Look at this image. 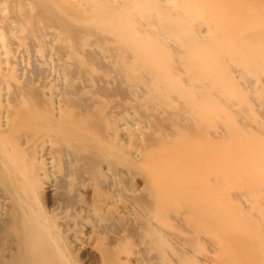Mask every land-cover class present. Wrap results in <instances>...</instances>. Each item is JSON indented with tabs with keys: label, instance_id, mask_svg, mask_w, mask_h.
<instances>
[{
	"label": "bare ground",
	"instance_id": "obj_1",
	"mask_svg": "<svg viewBox=\"0 0 264 264\" xmlns=\"http://www.w3.org/2000/svg\"><path fill=\"white\" fill-rule=\"evenodd\" d=\"M252 1L0 0L12 264H76L124 220L138 231L131 247L160 259L264 264V20ZM106 34L126 52L108 56ZM242 137L258 149L239 150ZM59 188L66 201L44 209ZM120 247L95 249L100 264H142Z\"/></svg>",
	"mask_w": 264,
	"mask_h": 264
},
{
	"label": "rangeland",
	"instance_id": "obj_2",
	"mask_svg": "<svg viewBox=\"0 0 264 264\" xmlns=\"http://www.w3.org/2000/svg\"><path fill=\"white\" fill-rule=\"evenodd\" d=\"M106 2H109V5L110 6H112L113 7V5H115L117 2H120V1H122L123 2V0H105ZM156 1H162V0H156ZM254 1V0H253ZM253 1H252V3H253ZM260 1V3H261V5H262V9H261V13H262V15H263V20H264V0H259ZM154 14V13H153ZM152 14V18H151V22H152V24L154 25V26H158L159 25V21L157 20L158 18L155 16V15H153ZM144 24H145V21H144V19H142V21L140 22V26H138V31H139V33H142L141 34V36H143L146 32H145V26H144ZM237 28H239V24L238 23H233V24H231L227 29H225V33L223 34V36H225V37H228L227 35L228 34H231L234 30H236ZM201 36H203V35H201ZM104 37H108V40L106 41L107 43H106V45H107V49H108V51H109V54H108V56L109 55H112V56H115V55H121V54H124V52H126V51H119V49L117 48L118 47V43H115V42H112V41H110V36L108 35V34H106ZM241 37H245L246 39L249 37V32H247V33H242L241 34ZM246 47H250L251 45H252V41L250 40V39H248L247 41H246ZM223 55H222V58L224 57V55H228L227 54V51H226V53L224 54V53H222ZM246 54H251V53H245L244 51H242V52H237L236 53V55H237V57H239V56H242V55H246ZM128 55V54H127ZM229 56V55H228ZM228 56H226V59H225V57L223 58L224 60H226L228 63H229V61L232 63H234L235 62V64H238V63H242V62H244L243 61V59H241V58H236V56L235 57H233V58H236V60L235 61H233V58H231L230 60L228 59L227 60V57ZM214 57V56H213ZM125 61H128V60H125ZM225 61V62H226ZM209 63H211V64H216V63H219V64H221L222 62H224L223 60H220V59H217V58H212L211 60H209L208 61ZM238 62V63H237ZM260 79L262 80V77H260ZM255 116H257V115H255ZM255 118V117H254ZM256 118H258V117H256ZM248 122V124L247 125H245L246 127H244V130L245 131H243V132H246V130L248 129V131H250L251 132V130H252V128L254 129V127H256V124L255 123H252L251 121L249 122V121H247ZM255 124V126L253 127L252 126V128H251V130H249L250 128L249 127H251L250 126V124ZM248 125H249V127H248ZM256 130H257V127H256ZM256 130H252V131H256ZM247 131V132H248ZM256 132H258V131H256ZM260 132V131H259ZM249 133V132H248ZM256 136V135H255ZM259 135H257L256 136V138L258 137ZM245 138L244 137H242L241 139H240V144L239 145H241V144H243V145H245V143H247L246 145H245V147L243 146V145H241V146H239V150H243V148H246V149H244L243 151H245V150H250L251 148L253 149V147H252V145L253 146H255V148H254V150L255 149H258V147H257V143L254 141V143L251 141V142H249V141H247L246 139L244 140ZM244 141H246V142H244ZM243 142V143H242ZM255 144V145H254ZM248 145L250 146L249 148H247L248 147ZM243 146V148H241ZM247 146V147H246ZM68 193V192H67ZM67 193L63 190V189H58V191L52 196V197H49L48 195H47V193L43 196V199H42V206H43V208L44 209H51L52 208V206H51V204H52V201H55V200H57V201H59V202H61V203H64L65 201H66V199H67ZM53 209V208H52ZM7 212H9V210H7ZM9 217V216H8ZM9 219H10V221H8V220H4V221H2L1 223H0V264H12V262L14 263V260H13V258L15 257V255L17 254L16 253V249H17V239H15L16 238V232H15V228H16V225L14 224V221H13V219H12V216H11V218L9 217ZM1 221V220H0ZM6 222V223H5ZM7 223H10L11 225H12V227H13V230H11L9 227H11V226H8L7 225ZM136 226V225H135ZM17 229V228H16ZM14 232V233H13ZM12 233H13V235H12ZM118 235H121V236H118ZM137 235H138V231H137V229L135 228V227H133L132 226V224L131 223H129L128 221H126V220H124V221H119L118 223H116V226H115V224H114V226L112 225V228H111V230H108L104 235H103V237H102V239L101 240H99V238H93L91 241V246L93 247L94 246V248L95 249H98V247H103V249H104V251L105 250H107V254H108V249L111 247V246H115V244L116 245H119V246H121L118 250H122L123 249V247H125V250L126 251H129L131 248H132V250H136L137 252H139L140 253V255H138V258H139V260H140V262H142V264H165L166 262H167V264H176V263H185V264H189V262H192V260H190L191 259V257H190V259H189V261H187V260H185V261H182L181 259H184L185 257H180V260L181 261H178V260H176V258L178 257V256H172V259L171 258H166V257H163V258H158V256H157V254L156 253H151V254H146V253H148V248L146 247V244H141V248H140V246H138V247H131V246H133V242L134 243H137V242H135L136 240H137ZM13 236V237H12ZM14 236H15V238H14ZM122 237H124L125 239V242H120V240H118V239H120V238H122ZM129 241V244L127 243L128 241ZM15 241H16V245H15ZM126 243H127V246H125L126 245ZM140 243H141V241H140ZM101 245V246H100ZM118 246H116V248H117ZM127 247V248H126ZM129 247H130V249H129ZM107 248V249H106ZM139 249V250H137V249ZM147 248V252L146 251H144L145 249ZM94 249V251L92 250V251H90V252H88V250H87V253H86V255L85 256H83V257H79L78 259L79 260H76L75 261V263L76 264H100V262H101V258H100V254H99V252L97 251V250H95ZM115 249V248H114ZM113 250V249H112ZM111 249H110V251H112ZM116 250V249H115ZM124 250V251H125ZM85 251H86V249H85ZM117 251V250H116ZM94 253V254H92V253ZM112 252H115L114 250L112 251ZM117 252H119V251H117ZM146 252V253H145ZM89 253V254H88ZM104 253H106V252H104ZM87 254L88 255H90L91 254V256L90 257H88L87 256ZM85 257H86V259H85ZM88 257V258H87ZM130 258L131 257H129V260H130ZM187 258V257H186ZM189 258V257H188ZM187 258V259H188ZM71 260V262L73 263V259H72V257L70 258ZM83 259H85V260H83ZM88 259V261H86ZM122 259L124 260L125 259V256L123 255L122 256ZM159 259V260H158ZM177 259H179V258H177ZM198 259V258H197ZM13 260V261H12ZM175 260V261H174ZM199 260V259H198ZM178 261V262H177ZM218 262H216V264H217ZM206 264H215V263H213L212 261H211V263H210V261L208 262L207 261V263Z\"/></svg>",
	"mask_w": 264,
	"mask_h": 264
}]
</instances>
